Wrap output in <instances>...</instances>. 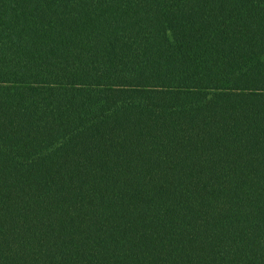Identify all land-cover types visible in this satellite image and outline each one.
Instances as JSON below:
<instances>
[{
	"label": "trees",
	"instance_id": "obj_1",
	"mask_svg": "<svg viewBox=\"0 0 264 264\" xmlns=\"http://www.w3.org/2000/svg\"><path fill=\"white\" fill-rule=\"evenodd\" d=\"M0 264H264V0H0Z\"/></svg>",
	"mask_w": 264,
	"mask_h": 264
}]
</instances>
